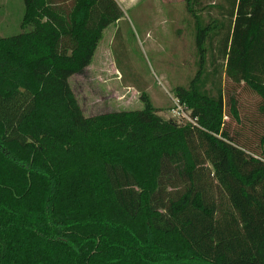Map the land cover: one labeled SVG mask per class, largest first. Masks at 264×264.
I'll use <instances>...</instances> for the list:
<instances>
[{"label": "trees", "instance_id": "obj_1", "mask_svg": "<svg viewBox=\"0 0 264 264\" xmlns=\"http://www.w3.org/2000/svg\"><path fill=\"white\" fill-rule=\"evenodd\" d=\"M22 1L31 29L0 36V264H264V0H184L194 73L173 88L179 118L156 112L138 74L142 108L78 104L68 78L122 16L117 0ZM243 89L253 148L229 129Z\"/></svg>", "mask_w": 264, "mask_h": 264}, {"label": "rangeland", "instance_id": "obj_2", "mask_svg": "<svg viewBox=\"0 0 264 264\" xmlns=\"http://www.w3.org/2000/svg\"><path fill=\"white\" fill-rule=\"evenodd\" d=\"M117 2L122 16L103 30L90 63L68 78L84 115L142 108L139 92L129 81V74H138L139 83L147 86L150 103L159 115L187 117L184 106L173 94V88L185 84L194 73V32L184 0ZM23 9L22 0H0V36L31 29V25H21ZM240 99V118L231 120L229 129L240 133L236 135L239 140L251 143L246 145L253 148L258 138L252 132L257 123H251L256 96L243 89ZM201 168L200 180L208 187L209 197L218 208H224L227 195L215 180L212 164L205 162ZM168 180L173 183V179ZM169 188L172 187L167 186L166 190ZM162 195L167 197L164 192Z\"/></svg>", "mask_w": 264, "mask_h": 264}]
</instances>
